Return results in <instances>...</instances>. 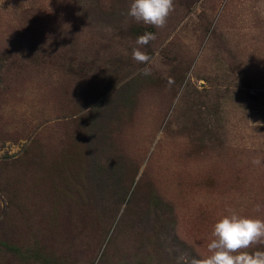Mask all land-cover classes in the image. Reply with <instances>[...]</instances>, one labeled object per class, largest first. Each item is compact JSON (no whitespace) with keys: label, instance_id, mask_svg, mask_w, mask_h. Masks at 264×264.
Instances as JSON below:
<instances>
[{"label":"rangeland","instance_id":"obj_1","mask_svg":"<svg viewBox=\"0 0 264 264\" xmlns=\"http://www.w3.org/2000/svg\"><path fill=\"white\" fill-rule=\"evenodd\" d=\"M131 3L0 0V264H185L264 220V0Z\"/></svg>","mask_w":264,"mask_h":264},{"label":"clouds","instance_id":"obj_2","mask_svg":"<svg viewBox=\"0 0 264 264\" xmlns=\"http://www.w3.org/2000/svg\"><path fill=\"white\" fill-rule=\"evenodd\" d=\"M173 9V0H132L127 15L137 23L162 28ZM155 38L153 33L146 32L137 37L136 44L147 46ZM132 58L142 64L151 59L139 47L133 49ZM145 74H149L147 69ZM253 163L260 164L261 161L257 159ZM256 210H260V205L256 206ZM212 237L207 246L211 254L207 258L189 262L184 255L180 259L185 264H264V251H247L253 245L264 242V220L232 213L214 224Z\"/></svg>","mask_w":264,"mask_h":264}]
</instances>
